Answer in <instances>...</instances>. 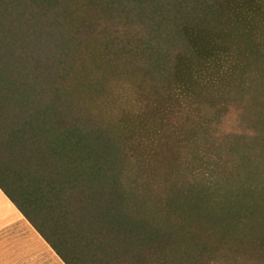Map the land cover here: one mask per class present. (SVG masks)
Here are the masks:
<instances>
[{
	"label": "trees",
	"instance_id": "1",
	"mask_svg": "<svg viewBox=\"0 0 264 264\" xmlns=\"http://www.w3.org/2000/svg\"><path fill=\"white\" fill-rule=\"evenodd\" d=\"M0 192L60 264H264V0H0Z\"/></svg>",
	"mask_w": 264,
	"mask_h": 264
},
{
	"label": "rangeland",
	"instance_id": "2",
	"mask_svg": "<svg viewBox=\"0 0 264 264\" xmlns=\"http://www.w3.org/2000/svg\"><path fill=\"white\" fill-rule=\"evenodd\" d=\"M35 241L38 239L24 222L0 226V264H50L49 256L34 245ZM227 255V252L221 255L219 264H226Z\"/></svg>",
	"mask_w": 264,
	"mask_h": 264
},
{
	"label": "crops",
	"instance_id": "3",
	"mask_svg": "<svg viewBox=\"0 0 264 264\" xmlns=\"http://www.w3.org/2000/svg\"><path fill=\"white\" fill-rule=\"evenodd\" d=\"M17 212L9 201L0 192V226H10L13 222H20L19 217L17 218ZM35 246L44 249L50 258V264H60V262L54 257L52 251L40 240L35 241Z\"/></svg>",
	"mask_w": 264,
	"mask_h": 264
}]
</instances>
